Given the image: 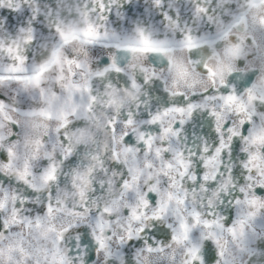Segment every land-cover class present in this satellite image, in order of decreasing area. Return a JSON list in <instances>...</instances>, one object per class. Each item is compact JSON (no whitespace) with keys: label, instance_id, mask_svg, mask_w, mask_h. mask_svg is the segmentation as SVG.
I'll return each mask as SVG.
<instances>
[{"label":"snow or ice","instance_id":"obj_1","mask_svg":"<svg viewBox=\"0 0 264 264\" xmlns=\"http://www.w3.org/2000/svg\"><path fill=\"white\" fill-rule=\"evenodd\" d=\"M0 264H264V0H0Z\"/></svg>","mask_w":264,"mask_h":264}]
</instances>
